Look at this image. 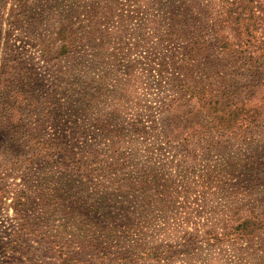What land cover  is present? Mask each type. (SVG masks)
Here are the masks:
<instances>
[{"label": "rangeland", "instance_id": "1", "mask_svg": "<svg viewBox=\"0 0 264 264\" xmlns=\"http://www.w3.org/2000/svg\"><path fill=\"white\" fill-rule=\"evenodd\" d=\"M224 4L0 0V264H125L120 254L150 247L160 260L134 264H264V228L252 241L212 238L264 217V111L252 133L209 147L166 145L153 127L172 123L149 60L179 48L163 33L175 20L213 33ZM62 23L74 44L61 56ZM207 54L192 79L225 102L250 99L258 63Z\"/></svg>", "mask_w": 264, "mask_h": 264}, {"label": "trees", "instance_id": "2", "mask_svg": "<svg viewBox=\"0 0 264 264\" xmlns=\"http://www.w3.org/2000/svg\"><path fill=\"white\" fill-rule=\"evenodd\" d=\"M224 1L225 9L222 12L226 14L213 23L214 31L209 27L213 33L207 32L206 24L184 21L182 25L180 21L175 20L176 23H171L163 33L162 43H166L170 48H179L167 49L163 55L149 59L152 68L157 72L160 85L163 84L166 88L160 107L168 113L167 119L172 122L169 126L171 128L159 129L157 122L156 126H153L157 130L156 136L166 145L177 143L181 149H190L191 145L203 142L205 147H209L221 144L225 136H246L258 125L264 111V6L261 0ZM255 30H262V35H256ZM57 39L62 42L57 54H70L74 39L72 29L67 23L59 26ZM211 49L224 55L239 56L244 62L249 57L254 59V63H258L257 66L248 67L253 69L249 70L253 73V95L250 99L225 102L223 94L219 90L215 91L206 79H192L195 77L192 75V66L197 62L198 56L208 57L210 54L207 52L210 53ZM14 105L15 103H8V106ZM182 119L189 123L183 124ZM137 125L141 126L138 127L140 131L145 132L147 127L143 120L138 121ZM93 156L97 158L95 154ZM86 162L87 159L81 161L78 172L83 170ZM87 168L89 172L94 170L93 167ZM17 194V202L23 204V191ZM263 228L264 217L252 212L249 217L234 225L231 232L220 235L219 232L213 231L212 238L224 239L229 235L236 240L252 241ZM30 232L19 234L11 242L14 244L11 249L18 251L16 244L26 239ZM141 251L133 255L120 254L121 261L134 264L144 259V256L151 259L160 258L159 248L150 247L146 252Z\"/></svg>", "mask_w": 264, "mask_h": 264}]
</instances>
